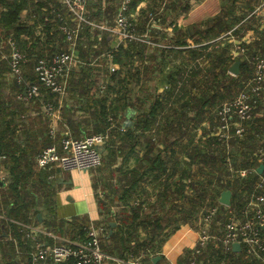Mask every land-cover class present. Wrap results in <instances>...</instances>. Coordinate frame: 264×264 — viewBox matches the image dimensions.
<instances>
[{"label": "crops", "instance_id": "obj_1", "mask_svg": "<svg viewBox=\"0 0 264 264\" xmlns=\"http://www.w3.org/2000/svg\"><path fill=\"white\" fill-rule=\"evenodd\" d=\"M22 1L25 6L21 11L19 24L21 23V27L31 32V34H22V38L27 42L25 53L33 49L32 45L36 40L39 41L38 51L43 48L44 44L48 47L46 39L49 23H52V29L50 28L49 33H53L58 27L63 35L62 26L64 23L66 21L70 22L71 19L70 23L72 24L73 19L66 12V7L62 0ZM94 1H98V5L93 7V9L100 8L102 14L106 11L107 16L111 15L110 7L121 3V0H89V3L93 4L95 3ZM222 1L142 0L136 8L135 16L140 19L141 23L145 24L147 30L145 34L148 35L146 38H149L150 42L138 41V43L148 45V50L144 56H136L133 66H120L113 63L111 58H109L108 66L110 71L120 70L119 78L121 80L117 86H120L122 91L126 92L132 99H128V103L134 102L138 104L140 101H145V105L141 109L143 111L145 109L150 110V105L157 100L162 102L161 105L159 102L157 106H154V110L157 113L156 124H158L161 115L164 113H171V117H173L175 111H177V114L180 113L179 111H184V115L181 114L179 117V123L184 128L194 125L195 118L193 117H195L196 110L194 111L189 104L185 108H180L183 100L187 99L191 102L192 93L184 96L179 101L174 98L175 96L170 100L166 99L170 95L173 88L172 85L179 77V74L185 72L189 75V71L192 68L191 63L187 59V54L182 57L177 55L180 50L186 48L175 44V39H173L175 36L174 28L177 25L184 32L182 38H188L192 34L191 32L196 29L193 26L190 30L189 26L195 25L197 19H203V30L207 29L209 21L213 22L221 14L223 9ZM232 1H234V7L230 17L239 19L234 27V30L239 31L237 34H232V31H230L226 36L219 38V40L231 42V55L233 58L239 59V57L247 56V45L255 42L258 39V32L264 29V0ZM85 3L87 5L88 0H85ZM174 4L178 5L176 9L173 8ZM166 9H168L167 15L174 16L173 23L170 22L171 20L159 16L163 15ZM5 10L6 7L0 2V17ZM87 11L86 9V13ZM93 12L96 19L101 18L99 20H103L100 14L96 11ZM13 30L15 29H12L10 33L14 32ZM186 32L188 34H185ZM108 40L113 48L123 44H120V41L114 36H108ZM65 41H68L67 38H65ZM67 44L71 46L69 43ZM49 46L52 47L51 44ZM124 46L126 47L127 44L125 43ZM199 46L196 45L194 47ZM242 48L245 50H242ZM77 49H75V63L72 65L67 78V87L71 74L75 69L78 70L88 63L92 66L101 67L99 63L100 57L83 59L79 56ZM149 53L157 54L156 56H147ZM6 59V54H2L0 62ZM201 59H203V56L199 58V61ZM199 64L203 69V62ZM0 65L1 104L3 100L6 101V98L11 96L7 87L12 84L14 76L11 73H6L3 70L5 66L1 63ZM22 71L24 72L23 68L21 69L23 75ZM135 72L136 77L133 78L132 75ZM96 76H98V85L101 87V90L96 93V97L101 98L108 95V100L110 101L115 94L109 91V85H114L115 81L111 80V77L103 72L95 71L91 78ZM24 93L26 94V91ZM58 96L60 95L58 94ZM67 96V93L63 97L60 96L59 102H54L53 100L45 103L44 100H40L41 109L39 111L32 106L26 105V113H22L20 119L18 118V135L21 136L22 129L27 125V127L34 126L32 128L33 133L42 132V135L40 133L38 135L39 140L42 142L43 133H46L48 128L52 136L57 131L66 129L67 124L62 119L60 112L64 101L68 102L73 108L72 112L75 113L74 120L81 122L82 127L85 126L88 112L83 107L87 105L86 100L81 98L73 102L72 100H67ZM76 96L79 95L76 94ZM12 107V105L7 104V111L13 110ZM138 107L136 106L137 110ZM205 108L201 106L200 113H203ZM134 109L128 106L124 115L121 116L120 125L125 129L133 124V120H136L132 117ZM91 110L93 109L91 108ZM258 110L256 117L264 118V110H260V108ZM2 114L5 113L1 111L0 117ZM204 124L209 127V122L205 121ZM66 130L68 131V129ZM31 134L30 132L29 135ZM170 139L173 140L174 137L171 136ZM29 141L30 136L24 135L20 143L22 147L30 149ZM145 144L143 136L131 141L127 139L125 142L116 140V147L118 146L120 149L118 153L109 154L104 147L103 155L106 156V164L103 165L102 163V167L83 172L78 170L64 171L58 165L42 170L32 157L26 155L20 158L21 154L19 152L16 157L17 159L20 158L19 164L14 162L8 165V163L0 162V209L6 210L13 205L17 195L9 189L8 185L12 179L14 180L20 174L23 182L18 184L19 193L22 194V197L26 196L25 198L28 202L34 204L33 206L29 205V208L25 209L26 214L23 211L25 216H28L33 221L18 222L23 228L25 235L30 232V226L35 229H43V222L49 219L50 209L46 204L47 196H50L53 201L57 218L62 219L64 222L63 228L60 227L59 230L45 229L47 230L46 233L38 232V242L30 241L28 251L35 250L43 243L47 245L48 243L57 244L66 240L78 241L75 237V232L78 231L77 225H81V223H87L86 226L94 225L95 228L99 229L101 235L104 236L106 222L115 223L113 225L115 227L119 223H123L118 221L117 224L116 220L112 221L113 217L120 214V218H125L128 225V228L123 233L132 241L127 243V250L124 249L125 245L121 246L120 244L115 249L117 250L116 252L120 251L118 253L122 252V254L124 253V255L129 257L124 259L117 254L107 252V249L113 250V247L109 242L103 241L106 246V250L103 251L110 256L109 264H179L184 252L189 248H193L198 237V234L194 233L191 227H197L201 231L204 226L203 213L200 214L201 211L197 213L194 223L185 219V211L191 206L192 179L195 176L201 178L203 175L197 173L196 166L190 169L185 164L184 159L189 161V159L185 158L186 156L182 158L183 160L180 158L183 161L181 165L178 167L174 165L173 154L167 150L159 151L155 149L150 154L151 157L145 159ZM159 146L162 147V144H159ZM158 155L163 161L164 169L155 167L154 158ZM229 179H233L232 174H229ZM8 196V200L5 201L4 198ZM198 204L203 208L201 200H198ZM134 210H136V215L132 216ZM39 213H41V219L38 217ZM33 214L37 217L36 223L35 219L32 218ZM2 218L7 219L8 217L6 214H0V242L5 243L7 241L6 237H10L12 231L10 228L8 232L3 230ZM197 221L198 226H193L197 224ZM216 224L212 227L215 228ZM159 225L160 227H158ZM113 232L117 233L118 229L109 230L110 234ZM4 237L6 240L3 239ZM10 239L8 238V240ZM119 248L122 249L118 250ZM123 250L126 251L123 252ZM133 250H136V252H131ZM156 255L161 258L155 262L153 258ZM147 256L153 257L152 263L145 259ZM0 264L23 263L16 256L4 253L0 245Z\"/></svg>", "mask_w": 264, "mask_h": 264}, {"label": "trees", "instance_id": "obj_2", "mask_svg": "<svg viewBox=\"0 0 264 264\" xmlns=\"http://www.w3.org/2000/svg\"><path fill=\"white\" fill-rule=\"evenodd\" d=\"M141 1L142 0H132L127 10L128 19L139 35L145 34L147 31L145 24L141 23L140 19L135 16L136 8ZM0 2L6 7V10L3 11L0 17V57H2V54H6L7 56V61L3 60L0 62L5 66L3 70L6 73H13L10 66V54L12 51L10 38L15 41L17 47L24 55V60L21 63V69L23 68L24 70V72L22 71L23 81L18 82L16 77H13L12 84L7 87L11 96H8L6 98L7 100H3L0 104V112L2 111L5 113L0 117V162H4L5 164L8 163V165L14 162L19 164L20 158L27 155L32 157L38 165V155L51 145H57L60 148L61 140L67 134H71L75 138H82L86 135L97 133L107 135V141L104 147L108 150L109 154H116L119 152L120 149L118 146L116 147V140L118 142H125L127 139L131 141L139 136H143L146 142L145 159H149V157H151L150 154H152L155 149L159 151L167 150L173 154L174 165L177 167L181 165L183 163L182 158L186 156L185 158L189 159V161L184 159L185 164L188 165L190 169L196 166L197 173L203 175L201 178L195 176L192 179L191 206L185 211L186 221L194 223V220H196L197 213L201 209L198 200H201L203 204V217L206 216L211 209H218L217 215L212 223L213 226L216 222L223 224L229 216V211L235 213L236 216L242 217V210L246 207L251 194L256 191L255 186L260 176L258 171L260 161L257 159L256 153L260 147H264V143L262 142L264 118L260 119L255 115L254 119L247 124V133L243 136L233 135L226 141L215 134L220 123L217 112L219 107L226 100L234 98L244 88L245 82L252 77L254 73V55H256V52L264 54V29L258 32V39L255 42L247 45L246 57H239V59L233 58L230 52L231 42H225L221 39L219 40V38L226 36L230 31H232V34H237L239 31L234 30L239 19L230 17L234 7V1L223 0L221 14H219L213 22L211 21L212 23L209 21L207 29H201V31L199 30L191 34L188 38H182L184 32L182 29L178 28L177 25L174 28L175 36L173 39H175V44L185 46L186 48L180 50L177 55L182 57L187 54V59L191 63L192 68L189 71V75L185 72L179 74V77L172 85L173 88L170 95L166 99L170 100L175 96L174 98L179 101L184 96L192 93L191 102L187 99L183 100L180 104V108H185V106L189 104L194 111L196 110L195 117H193L195 118L193 126L184 128L183 125L179 123V117L181 114L184 115V111H179L180 113L178 114L177 111H175L173 117H171V113H164L161 115L158 124H156L157 113L156 110H154V106H157L159 102L161 105V101L157 100L155 103H152L150 105V110L145 109L142 111L141 109L143 105H145V101H140V103L137 102L138 104L134 102L128 103L127 100L132 99L126 92L122 91L120 86H117L118 83L120 84L121 80L119 78L120 70L110 71L108 66L109 58H111L113 63L120 66H133L136 56H144L148 50V45L138 43V41H127L126 47L122 44L117 48H113L109 44L108 36H111L109 33L98 28L85 26L77 41L76 49L78 48L79 56L83 59L96 56L100 57L99 63L101 67L92 66L88 63L78 70L75 69L68 83L67 100H72L73 102L81 98L86 100L87 105L83 107L88 112L86 125L82 127L81 122H76L74 120L75 113L72 112L73 108L68 102L66 103V101H64L62 108H60V112L62 119L67 124L66 129H68V131L66 129L59 130L52 136L48 128L46 133H43L42 142L38 137L39 133L42 135V132L33 133L32 128L34 126L27 127V125L22 129L21 136L18 135V118L20 119L22 113H26V105L32 106L39 111L41 109L40 100H44L45 103L49 101L52 102L53 100L54 102H59L60 96L44 87H41L39 97H29L28 89L32 84L39 83V78L35 72V66L38 60L44 57L50 58L55 53L61 51H70L71 46L67 44H70V42L65 41V34L63 35L58 27L56 31L49 33L50 28L52 29V23H49L50 25L47 23L49 30L47 31L46 43L48 47L44 44L43 48L38 51L39 41L36 40L32 45L33 49L25 53L24 50L25 46H27V42L22 38V34H31L27 29L21 27V23L19 24L20 14L25 5L22 0H0ZM94 2L95 3L90 4L88 0L86 5V9L88 10L86 14L88 18L97 23L105 22V24L109 26H114L118 8L121 3L110 7L109 11H111V15L107 16L106 11L102 14L100 8L93 9V7H97L98 5V1ZM177 6V4H174L173 8L176 9ZM93 11L100 14L103 20H99L101 18L96 19ZM167 14L168 9L164 11L163 15L161 14L159 16L162 18L165 17V19H169L171 20L170 22L173 23L174 16ZM10 29L15 30L10 33ZM185 34H188V32ZM145 35L148 37L147 34ZM49 44H51L52 47H50ZM196 45L200 46L194 47ZM156 54L157 53H149L147 56H156ZM202 56L203 59L199 61V58ZM240 59L242 60L240 73L237 77L232 76L229 73L230 66ZM200 62H203V69L200 67ZM95 71L103 72L105 75L110 76L111 80L115 81L114 85H109V91L115 94L110 101L108 100V95L101 98L96 97V93L101 90V87L98 85V76L91 78ZM132 76L135 78L136 72ZM24 91H26V94ZM76 94L79 96H76ZM7 104L12 105L13 110L7 111ZM128 106L135 108L132 117L136 120H133V124L125 129L120 125V119ZM136 106H139L138 110ZM201 106L206 107L203 113H200ZM91 108L93 110H91ZM259 108L260 110L262 109L261 104ZM37 116L40 118L39 115ZM205 121L209 122V127L204 124ZM30 132L32 133L31 135H29ZM232 132L234 133L233 130ZM24 135L30 136V141L28 142L31 146L30 149L22 147L20 143ZM169 136H173L174 139L171 140ZM159 144H162V147H160ZM19 152L21 157L17 159L16 157ZM105 158L106 156L103 155V165L106 164ZM154 160L156 164L155 167L159 169L165 168L159 155L155 156ZM40 169L46 170L48 167ZM241 170L247 171L246 176H241ZM229 174H232L233 179H229ZM21 182H23L22 176L18 174L8 185L9 189L15 192L17 198L9 209H0V214L7 215L8 218H2L1 222L4 224L3 230H5V232L6 230L8 232L9 228L11 229L12 237L10 236L11 239L10 237H6L7 241H4L5 243L0 242V245L4 253H10L12 256H16L23 264H31L29 255L27 254L31 239L25 235L23 228L18 222L33 221L29 219L28 216H25V209H28L29 205L33 206L34 204L28 202L25 198L26 196L23 195L25 197H22V194L19 193L18 184ZM223 189L232 191V203L229 207L219 202V197ZM20 190L22 191V189ZM8 198L9 196L4 198V200L7 201ZM46 199V204L50 209V217L43 222V226L45 229L59 230L60 227L63 228L64 222L62 219L57 218L54 204L50 196H47ZM135 215L136 210L132 212V216ZM120 217L119 214L113 217L112 220H116L117 224L118 221L123 222L119 223L117 227L112 226L113 222H106L104 236H100L101 247L102 250H106L103 241L109 242L113 250L107 249V252L109 251L112 254H117L121 258L128 259L129 256L124 255V253L122 254V252L118 253L120 251L116 252L117 250L115 249L118 248V244H120L121 246L125 245L124 249L127 250V243L132 241L124 235L123 232L128 228V225L126 219ZM32 218L35 219L36 223L37 217L32 215ZM86 225L87 223L77 225L78 231L75 232V237L78 241L86 239ZM158 227H160V225ZM116 228L118 229L117 233H109L110 229L113 230ZM262 233L264 236V230H262ZM6 238L4 237L3 239L6 240ZM8 238L11 241L8 240ZM121 249L122 248H119L118 250ZM125 251L123 250V252ZM131 252L134 253L136 250ZM193 253L194 250L191 248L186 250L179 264H189ZM223 257H225L226 264H248L247 260L243 257L232 254L228 256L217 255V260L220 261ZM152 258V256H147L145 259L152 263ZM197 260L198 263L200 260H203V252L201 255H198Z\"/></svg>", "mask_w": 264, "mask_h": 264}, {"label": "built area", "instance_id": "obj_3", "mask_svg": "<svg viewBox=\"0 0 264 264\" xmlns=\"http://www.w3.org/2000/svg\"><path fill=\"white\" fill-rule=\"evenodd\" d=\"M132 0H121L114 26L97 23L88 18L85 0H62L67 12L72 17V24L68 21L62 26V31L70 42V51L55 53L50 58H41L35 66L39 83L32 84L28 93H39L41 87L48 89L61 97L67 93V78L72 65L75 63V49L83 27L98 28L116 37L120 44L127 41H146V35H139L129 21L127 10ZM12 51L10 66L13 74L20 82L23 80L21 63L24 55L15 41L10 39ZM242 50H245L242 48ZM111 56V55H110ZM254 73L245 82L244 88L232 99L226 100L218 109L219 125L215 134L226 141L233 135L243 136L247 133V124L252 121L255 111L261 104L264 109V54L256 52L253 58ZM234 131V133L232 132ZM264 143V130L262 133ZM107 135L97 133L75 138L67 134L61 140L60 148L51 145L44 149L37 157L39 167L47 168L58 165L61 170L89 171L98 168L103 163V148ZM260 165H264V147L256 153ZM259 165V166H260ZM241 176L247 171L241 170ZM256 191L251 194L246 207L242 210V217L229 211L226 221L217 222L213 228V220L217 215V208H213L203 217L204 226L193 246L194 253L189 264H226L225 257L217 260V255L230 254L243 257L248 264H264V169L259 172ZM33 227V226H32ZM39 228H31L27 236L31 241L38 242ZM86 239L83 241L66 240L59 244L48 246L40 244L35 250L27 252L31 264H109L110 256L101 247L99 229L94 225L85 227ZM239 242L240 251H234L233 244ZM203 252V260L198 263V255ZM208 253V254H207Z\"/></svg>", "mask_w": 264, "mask_h": 264}, {"label": "water", "instance_id": "obj_4", "mask_svg": "<svg viewBox=\"0 0 264 264\" xmlns=\"http://www.w3.org/2000/svg\"><path fill=\"white\" fill-rule=\"evenodd\" d=\"M189 29L191 30V27ZM240 66H241V60L235 61L234 64L230 67V72L235 74V75H238L240 73ZM263 169H264V165H260L258 168V171L260 173H262ZM219 201L225 206H230L232 203V191L231 190H223L221 192ZM38 217H39V219H41V213L38 214ZM113 225H115V223H112V226ZM233 249H234V251H240L241 250L240 243L235 242L233 244ZM160 258H161L160 256H156L153 258V261L156 262Z\"/></svg>", "mask_w": 264, "mask_h": 264}, {"label": "rangeland", "instance_id": "obj_5", "mask_svg": "<svg viewBox=\"0 0 264 264\" xmlns=\"http://www.w3.org/2000/svg\"><path fill=\"white\" fill-rule=\"evenodd\" d=\"M197 18H198V17H197ZM198 20H199V19L196 20L197 22L195 23V25H191V26H189V27L192 28V27L194 26V27L197 29V31H199V30L201 31V29H203V27H202V26H203V19H201V20H199V21H198ZM189 25H190V24H189ZM187 29H188V28H187ZM196 29H195V30H196ZM195 30H194V31H195ZM189 31H190V30H189ZM194 31H192L191 33L194 34L195 32H197V31H195V32H194ZM138 34H139V33H138ZM141 36L144 37L145 34H141ZM146 42H150L149 38H148V39L146 38ZM233 64H234V63H233ZM233 64H232V65H233ZM232 65H231V66H232ZM231 66H230V67H231ZM240 68H241V67H240ZM229 73H230L232 76H236V77L238 76V75H235V74L231 73L230 71H229ZM12 74H13V73H12ZM13 76L16 77L14 74H13ZM22 76H23V75H22ZM16 79H17V77H16ZM17 81H18V80H17ZM22 81H23V80H22ZM18 82H19V81H18ZM20 82H21V81H20ZM202 83H203V80H202ZM39 95H40V92H39V93H32L31 96H32V97H33V96H34V97H39ZM28 96L31 97V96L29 95V93H28ZM261 110H264V109H261ZM258 111H259V110L257 109L256 112H255V115L258 113ZM44 169H45V168H44ZM200 211H201V212H200ZM199 212H200V214L203 213V208H201V209L199 210ZM33 215H35V214H33ZM30 224H31V223H30ZM31 225H32V224H31ZM196 225L198 226V221H197V224H195V225H193V226H196ZM42 227H43V229H41V230H42L44 233H46L47 230H45L44 226H42ZM191 228L193 229L192 231H193L194 233H197L198 235L200 234V230H199L197 227H191ZM47 245H48V246H52L53 244H49V243H48Z\"/></svg>", "mask_w": 264, "mask_h": 264}]
</instances>
